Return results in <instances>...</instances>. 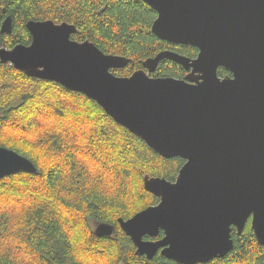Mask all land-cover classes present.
Instances as JSON below:
<instances>
[{"label": "water", "instance_id": "1", "mask_svg": "<svg viewBox=\"0 0 264 264\" xmlns=\"http://www.w3.org/2000/svg\"><path fill=\"white\" fill-rule=\"evenodd\" d=\"M140 1L157 14L155 37L195 47L197 57L163 51L119 77L112 70L131 59L72 40L79 33L72 24L32 20L30 44H0V63L86 96L154 153L184 161L174 181L145 175L143 188L157 204L117 220L137 256L207 263L232 250V229L240 235L249 219L264 246V0ZM11 32L7 17L0 33ZM163 60L182 66L184 79L152 77ZM219 68L230 76L219 77ZM18 172L37 169L0 146V179ZM114 230L99 223L94 234Z\"/></svg>", "mask_w": 264, "mask_h": 264}, {"label": "trees", "instance_id": "2", "mask_svg": "<svg viewBox=\"0 0 264 264\" xmlns=\"http://www.w3.org/2000/svg\"><path fill=\"white\" fill-rule=\"evenodd\" d=\"M156 12L140 0H0V24L11 18L12 32L0 44L29 45V21L68 23L107 55L133 61L115 76L142 69V61L170 51L193 59L198 50L162 41L151 32ZM177 63L161 61L153 77L183 79ZM218 76L229 75L223 68ZM0 146L28 158L37 173L0 179V264H178L159 252L137 256L117 220H127L157 204L143 188V177L174 181L184 164L165 159L115 123L98 104L54 82L25 76L0 63ZM115 226L97 237L93 226ZM162 234L159 236V238ZM232 250L199 264H264L250 219ZM148 239V237H145Z\"/></svg>", "mask_w": 264, "mask_h": 264}, {"label": "flooded vegetation", "instance_id": "3", "mask_svg": "<svg viewBox=\"0 0 264 264\" xmlns=\"http://www.w3.org/2000/svg\"><path fill=\"white\" fill-rule=\"evenodd\" d=\"M197 54H198V53H197ZM196 57H197V56H196ZM196 57H195V58H196ZM193 59H194V58H193ZM186 74H187V73H186ZM186 74H185V76H186ZM151 76H152V75H151ZM185 76H184V77H185ZM225 76H230V73H229V75H225ZM152 77H153V76H152ZM184 77H183V79H184ZM219 77H220V76H219ZM223 77H224V76H223ZM146 240H152V239L148 238V239H146Z\"/></svg>", "mask_w": 264, "mask_h": 264}, {"label": "rangeland", "instance_id": "4", "mask_svg": "<svg viewBox=\"0 0 264 264\" xmlns=\"http://www.w3.org/2000/svg\"><path fill=\"white\" fill-rule=\"evenodd\" d=\"M95 226H93V229H94Z\"/></svg>", "mask_w": 264, "mask_h": 264}]
</instances>
